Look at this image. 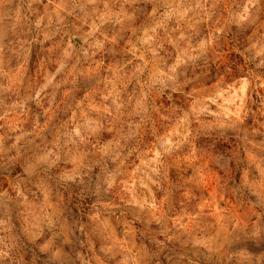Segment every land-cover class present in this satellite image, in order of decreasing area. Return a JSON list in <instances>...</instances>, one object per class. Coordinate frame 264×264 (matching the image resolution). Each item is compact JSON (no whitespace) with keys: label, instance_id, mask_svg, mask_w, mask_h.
<instances>
[{"label":"clouds","instance_id":"clouds-1","mask_svg":"<svg viewBox=\"0 0 264 264\" xmlns=\"http://www.w3.org/2000/svg\"><path fill=\"white\" fill-rule=\"evenodd\" d=\"M0 264H264V0H0Z\"/></svg>","mask_w":264,"mask_h":264}]
</instances>
